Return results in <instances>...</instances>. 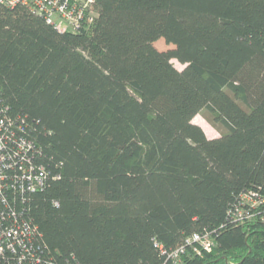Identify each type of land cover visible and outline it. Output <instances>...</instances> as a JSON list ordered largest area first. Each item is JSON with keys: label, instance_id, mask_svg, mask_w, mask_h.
I'll return each mask as SVG.
<instances>
[{"label": "trees", "instance_id": "1", "mask_svg": "<svg viewBox=\"0 0 264 264\" xmlns=\"http://www.w3.org/2000/svg\"><path fill=\"white\" fill-rule=\"evenodd\" d=\"M94 9L63 33L0 6V121L45 177L8 197L36 245L57 264H264V0Z\"/></svg>", "mask_w": 264, "mask_h": 264}, {"label": "built area", "instance_id": "2", "mask_svg": "<svg viewBox=\"0 0 264 264\" xmlns=\"http://www.w3.org/2000/svg\"><path fill=\"white\" fill-rule=\"evenodd\" d=\"M94 3L95 0H0V6L7 8L27 7L63 33L90 28L97 14ZM6 135V126L0 121V264H57L44 257L35 242L37 228L23 220L8 197L9 191H19L22 195L42 191L43 170L26 161L30 143L17 142V147L10 150ZM247 198L251 205H257L255 200ZM192 242L200 243L206 250L213 246L209 235H195ZM181 252L176 251L169 258L176 264Z\"/></svg>", "mask_w": 264, "mask_h": 264}, {"label": "rangeland", "instance_id": "3", "mask_svg": "<svg viewBox=\"0 0 264 264\" xmlns=\"http://www.w3.org/2000/svg\"><path fill=\"white\" fill-rule=\"evenodd\" d=\"M154 45L161 52L171 51L176 48L175 45L167 43L165 39L158 40ZM172 62L174 63L176 68L179 70H182L185 67L184 65L179 63L177 60H173ZM205 114L206 112L203 111L198 116H196V118L194 119V123L201 126L209 138L219 137L220 136L219 132L209 124V122L206 120Z\"/></svg>", "mask_w": 264, "mask_h": 264}]
</instances>
